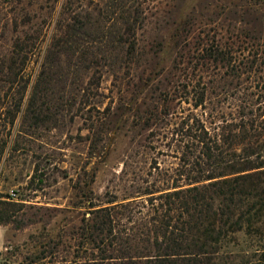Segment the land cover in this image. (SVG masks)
I'll list each match as a JSON object with an SVG mask.
<instances>
[{
	"label": "rangeland",
	"instance_id": "rangeland-1",
	"mask_svg": "<svg viewBox=\"0 0 264 264\" xmlns=\"http://www.w3.org/2000/svg\"><path fill=\"white\" fill-rule=\"evenodd\" d=\"M107 1L0 0V58L11 55L17 39L39 34L40 42L27 66L31 80L21 113L14 126L5 116L0 120L8 139L0 192L14 191L12 199L24 203L12 222L0 224V264H32L42 252L46 258L35 264H93L90 250L77 249L73 229L88 206L145 187L150 171L157 173L154 165L174 172L182 149L173 129L182 117L198 114L211 127L239 124L254 107L262 114L258 133L264 152V0H137L143 14L135 31L136 55L120 68L90 70L70 111L66 107L39 126L25 120L59 21L75 12L97 16ZM213 42L232 43L244 53L240 71L203 59ZM203 86L205 106L195 108V90ZM41 103L38 99V107Z\"/></svg>",
	"mask_w": 264,
	"mask_h": 264
},
{
	"label": "trees",
	"instance_id": "trees-1",
	"mask_svg": "<svg viewBox=\"0 0 264 264\" xmlns=\"http://www.w3.org/2000/svg\"><path fill=\"white\" fill-rule=\"evenodd\" d=\"M137 2L108 0L106 11L97 16L75 12L59 21V33L47 46L32 86L25 120L39 126L66 107L70 111L74 92L81 90L90 70L120 68L136 55L135 31L143 14ZM39 43V34L17 39L11 55L0 58V120L5 116L11 126L22 111L31 80L26 70ZM204 50L203 59L214 65L233 72L244 65V53L232 43L213 42ZM250 63L245 65L253 68L254 61ZM195 93L193 106L204 107L206 87ZM253 108L251 117H242L239 124L225 121L211 127L198 114L182 117L173 129L182 149L179 166L168 173L154 165L157 173L150 171L152 179L134 194L88 206L71 233L77 249L90 250L93 264H264L262 114ZM7 141L0 132V166ZM23 204L0 192V224L12 222ZM42 258L44 252L32 264Z\"/></svg>",
	"mask_w": 264,
	"mask_h": 264
},
{
	"label": "built area",
	"instance_id": "built-area-1",
	"mask_svg": "<svg viewBox=\"0 0 264 264\" xmlns=\"http://www.w3.org/2000/svg\"><path fill=\"white\" fill-rule=\"evenodd\" d=\"M15 196H16V193L14 191H11L10 197L15 198Z\"/></svg>",
	"mask_w": 264,
	"mask_h": 264
}]
</instances>
